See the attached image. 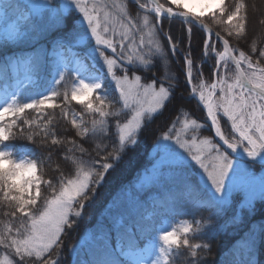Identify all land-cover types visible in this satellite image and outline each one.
<instances>
[{"label": "snow or ice", "instance_id": "1", "mask_svg": "<svg viewBox=\"0 0 264 264\" xmlns=\"http://www.w3.org/2000/svg\"><path fill=\"white\" fill-rule=\"evenodd\" d=\"M128 2L137 6L138 15H132L122 0H67L62 6L54 4L53 0H28L23 9L19 0H0V41L3 42H27L40 38L50 29L59 31L64 26L62 10L73 6L82 16L81 25H87L86 30L73 27L55 40L51 53L6 58V66H11L18 74L23 73L26 82L39 73L45 62L54 66L55 75L52 86L39 98L25 102L17 99V91L0 105V204L9 209L4 215L10 217L0 222V248L7 250L0 255V264H62L61 259L51 258L53 251L61 248L66 230L78 226L83 210L95 200L107 175L119 167L125 156L135 151L140 135L156 118L168 112L171 117L168 122L174 125L184 105L176 102L173 84L165 83L173 77L159 79L145 74L152 71L155 60L168 63V52L155 39L158 34H163L168 51L178 54V42L158 27L164 19H179L190 26L187 29L188 52L183 61L186 88L182 91H190L191 97L198 99L206 118L203 124L196 119H185L180 130L174 126L167 128L162 139L170 143L162 145L165 155L154 166V181L169 182L177 187L178 199L205 207L209 211V225L219 222L233 209L231 222L243 223V214L251 218L256 212L255 202L264 201V176L257 178L250 165L241 159L234 164L232 158L233 153L242 150L250 161L264 165V48L258 50L253 45L250 52L236 49L228 38L220 32L213 34L203 22L207 17L214 23L227 25L224 28L227 37H243L244 0H235L234 6H225V0H203L199 12L181 0ZM49 11L55 16L54 24L47 16ZM145 11L153 14V20H149V15L139 16ZM197 24L205 34L203 58H215V66L209 73L210 82L200 78L194 83L201 76L199 72L194 76L196 66L189 54L191 35ZM89 33L95 42L90 53H97L103 60L106 74L94 66L89 71L90 53L81 56L79 51L73 52L72 41L87 42L86 47L90 46ZM137 33L140 34L138 41L134 39ZM257 52L254 61L252 57ZM65 53L73 57L71 69ZM233 65L235 71L229 76ZM109 78L118 97L107 91ZM61 96L62 103H58ZM71 101L81 104L83 112H71L68 108ZM113 105L120 107L114 110ZM57 108L75 130L79 143L76 139L56 135L52 115L45 109ZM27 110L39 113L43 120L27 118ZM85 116L91 120H85ZM229 124L230 131H227ZM17 130L20 137L29 141L43 133L45 145L50 137L51 147L46 159H50L60 146L69 145L59 154L61 163L69 164L67 171L61 167L59 175L46 179L41 171L43 160L35 156L15 158L9 141L17 136ZM197 130H210L214 135L200 138ZM99 137L107 142L104 148L107 156L100 155L97 149L100 157L97 159L84 145ZM173 144L186 156L177 152ZM76 152L80 155L76 156ZM188 158L201 170L197 182L176 175L172 170V165H187ZM238 177L245 179L240 181ZM49 191L51 194L46 195ZM130 203L132 208L140 205L139 201ZM151 215L127 225L117 220L115 244L112 233L101 228L93 241L91 258L81 264H173L181 247L189 250L190 264H200L198 250L201 247L209 249V245L190 241L193 228L188 223L172 230L157 229L158 243L153 240L141 247L137 233L148 231L142 222L149 220ZM200 227L197 222L196 230ZM255 227V222L249 224L246 243H255ZM56 255L59 257L60 252Z\"/></svg>", "mask_w": 264, "mask_h": 264}, {"label": "trees", "instance_id": "2", "mask_svg": "<svg viewBox=\"0 0 264 264\" xmlns=\"http://www.w3.org/2000/svg\"><path fill=\"white\" fill-rule=\"evenodd\" d=\"M159 1L163 2V0ZM101 2H108V0H101ZM122 2L125 3L126 9L130 11L131 14L138 15L137 9L133 5L126 0H122ZM244 3L246 5L245 31L248 21L247 27L249 29V37L246 36V32L241 38H237L235 35L233 37H227V34L224 32V28L227 27V25L214 23L207 19V17L204 18L203 22L208 24L215 32H220L221 35L228 38L232 47L250 52L253 45H255L258 50L264 48V4L262 5L260 0H244ZM54 4L57 5L58 2L55 1ZM234 4L235 0H225V6H234ZM259 8L262 10L258 12L257 27L255 29H250L251 16L253 14L256 15L257 13L255 12H257ZM142 15L144 14L140 12L139 16ZM62 16L64 26L59 31L55 28L50 29L40 38L27 42L0 41V77L2 80L5 78V72L2 68L6 66V58L11 59L12 57L24 56L27 54L40 56L42 50H52L54 46L53 42L61 36H64L68 31H71L73 27L78 30H85V26L80 23L82 16L74 6L68 8L65 13H62ZM152 17L153 16L149 15V19ZM49 20L51 23H55V17L49 18ZM160 27L163 28L164 33L170 34L178 42V54L173 55L168 51L167 41L163 38V34H158L155 39L159 40L168 52V63L165 64L160 60H155L152 71L146 72L145 74L148 77L155 76L159 79H163L165 76L173 77L171 81L166 80L165 82L173 84L176 91L175 100L177 103H182L184 105V110L175 117L176 122L174 125L168 122L171 117L168 112H165L163 116L154 120L147 131L140 135L135 151L125 156L119 167L107 175L103 182V186L98 189L95 200L83 210V218L79 219L78 226H75L71 230H66V233L63 235L61 248L54 250L51 258L61 259L62 264H81V262H85L91 258L89 252L90 247L86 248L84 245L78 244L81 237L86 232H90L91 235L96 238L100 234V229L103 228L112 233V243L115 244L116 236L114 225L117 220H123L124 224L127 225L151 213V218L142 222L148 231L137 233L141 246L146 239L153 237L156 231V225L161 222L160 220L162 218H172L176 220L188 219L191 220L193 228V231L189 234L190 241L201 245H209L210 250L204 249L203 247L198 250L200 264H264V231H261V225H264V201L257 200L255 202L256 212L251 218H249L247 214H243V223L236 224L231 222V217L235 213V209H233L227 212L219 222L209 225L207 223L209 211L203 206L198 207L193 201L178 199L176 197L177 187H174L169 182L153 183L143 189L136 188L135 184L141 173L147 171L148 168L152 166L153 159L150 153L155 148L157 141L159 140L160 142L167 128L174 126L178 130L182 119H196L198 123L203 124L206 118L203 110L191 97L190 91H182L186 88L183 61L184 54L188 52L189 39L187 29L190 26L184 25L178 20L169 21L168 19H164ZM204 38L205 34L203 31L200 30L198 26H195L191 35V52L189 54L196 66L194 76L199 72L206 82H210L209 73L215 66V59L214 57L211 59L203 58ZM145 51H147V49ZM257 56L258 52L252 57L254 61L257 59ZM44 66H46V64H44ZM40 73L41 70L36 75ZM52 82L53 80L49 85L50 87L52 86ZM194 83H196V81H194ZM50 87H48V89ZM59 87L62 93L63 85ZM17 91L19 92L17 99L25 102H27V98H36L30 87H20ZM107 91L110 95L117 97L115 91L111 88L108 87ZM57 102L62 103V96ZM118 107L119 105H113L114 110ZM68 108L71 112L76 113H81L84 110L82 105L76 101H71ZM45 111L52 115L54 120V131L58 137L76 139L79 143L80 138L76 137L75 130L71 128V124L68 120L63 119L59 108L55 110L45 109ZM33 117L37 118L38 122L43 120V117H41L39 113L27 110V118L31 119ZM85 120L90 121L91 117L85 116ZM112 123L115 124L114 119H112ZM222 127H224L223 120ZM227 131H230V124L228 125ZM196 134L199 137L211 136L210 130H197ZM42 139L43 133L39 136H35L32 141H29L20 137L17 130V136L13 137L12 140L9 141V144L17 159L21 158V155L26 154L29 158L35 156L37 159L43 160L44 164L41 171L44 178L50 179L59 175V169L61 167L67 171L69 164H62L59 154L64 153L69 145L60 146L56 152L52 154L50 159H46L49 156L51 138H48L47 145L42 143ZM106 143L103 137H99L90 140L89 143L84 146L89 148L92 155L99 159L100 157L97 156L96 150L99 149L100 155L107 156V153L104 152ZM108 151H111V145H108ZM75 155L79 156L80 153L76 152ZM250 164L254 170H260L262 168L261 165ZM171 167L176 175L187 177L193 182L198 181L196 172L194 169H190L189 165H175ZM45 194L50 195L51 193L49 191ZM156 195L157 197H155ZM129 196L134 198V201L140 202L137 208H132L131 203L127 201ZM158 198L168 199L160 201ZM7 211H9V209L0 204V222L10 219V217L4 215ZM197 222L201 225L199 231L196 230ZM252 222H255L256 225L253 230L255 233L254 244L245 242L247 240L246 233L248 226ZM242 237H244V239H241ZM6 251L7 250L0 248V255H3ZM57 251L60 252L59 257L56 255ZM178 251L179 255L174 258L173 264H190L191 258L189 250L181 247ZM73 254L75 258H73Z\"/></svg>", "mask_w": 264, "mask_h": 264}, {"label": "rangeland", "instance_id": "3", "mask_svg": "<svg viewBox=\"0 0 264 264\" xmlns=\"http://www.w3.org/2000/svg\"><path fill=\"white\" fill-rule=\"evenodd\" d=\"M55 1L58 2V4H57L58 6H62L64 3L67 2V0H53V3ZM260 1H261V4L263 5L264 4V0H260ZM27 2H28V0H19L20 6H21L22 9L27 4ZM142 2H147V0H142ZM164 2H165V0H163V2H161V3H164ZM202 2H203V0H181V3L189 4L197 12L200 11V7L199 6L202 4ZM260 5H258V6H260ZM66 10L67 9H63L62 13H65ZM178 10H184V9H178ZM260 10H262V9L259 8V10L257 12H255V13H257L256 14V18H255V26L257 24L258 12ZM57 11L60 12L61 9L58 8ZM47 15H48V18L55 17V16H53L52 12H50V11L47 12ZM225 19H226V17H225ZM149 20L150 21L153 20V17L151 19H149ZM81 21H82V19H81ZM83 25L85 26V30H86L87 25L86 24H83ZM247 26H248V21H247V24H246V31L245 32H246V36L249 37V29H248ZM158 27H160V25ZM139 38H140V34L137 33V35L134 37V39L138 41ZM117 39H118V37H117ZM89 40L91 41V44H90L89 47H86V43L87 42H83V43H77L76 41L72 42L73 52L79 51L81 56L85 55L86 53H90V48L91 47H95V42H94V40H91L90 33H89ZM145 41L147 42V38H145ZM52 51H53V49L52 50H48V49L47 50H43L40 55L46 54V53H51ZM107 54H108V52L106 51V55ZM65 55L68 58L69 68L71 69L72 67H74L73 57L71 55L67 54V53H65ZM87 63L90 66L89 67V71L90 72L93 70L91 66H94L95 69H98L100 72H103V73L106 74V67L103 65V60L101 58H99L97 53H90L89 56H88ZM45 64H46V66H44L41 69V73L39 75H35L32 78L31 81H27V82L25 81L24 74L23 73H19L18 74L16 72H14V70H13V68L11 66H5L4 68H2L3 71L5 72V75H4L5 78L2 80L1 77H0V105L5 103V101L7 99H9L10 96L13 93H15L16 90L19 87H21V86L30 87L33 90V94L36 96V98H39V96L41 94H45L48 91V87H50L49 85H50L51 81L53 80V76L55 75L54 66L52 64L47 63V62H45ZM185 70L186 69L184 68V72H185ZM233 73H234V70L231 67V69L228 72V75L231 76ZM200 78H203L202 75L197 77L196 83L199 82ZM106 83H107V88L109 87L112 90H114L116 95H117V97H118L119 93L115 90L114 83L111 81L110 78L106 81ZM45 85H48V86H45ZM37 94H38V96H37ZM30 99L31 98H27L26 101L30 102ZM197 101H198V99H197ZM197 101H196V103L199 105V102H197ZM199 107L201 108L200 105H199ZM204 114H205V112H204ZM183 121L184 120L182 119L181 123H180V127L178 128V130H180L182 128ZM181 135H184V133L182 132ZM210 135H213V133H211ZM200 138H203V137H200ZM165 143H170V142H166V141H163V139H161L159 144L157 143L155 145V148L151 151L150 156L153 159V164H152V166L150 168H148L147 171L141 173L140 177L138 178L137 183L135 184L137 189L146 188L147 186H149V185H151L153 183L157 184L154 181V179H153V177L155 175L154 166H157L159 161L161 160V158L165 155V153L163 151V148H162V145L165 144ZM173 147L175 148V150L177 152H181L183 155L186 156V153H183V150L179 149V147L177 145L173 144ZM23 156H26V154H23L20 157H23ZM232 158H233L234 164L239 159V158H236V157H232ZM243 162H245V160ZM246 163L248 165H250L253 174L257 178H259L261 176H264V168H261L260 170H254L250 163H248V162H246ZM187 165L190 166L189 167L190 169H194V171L196 172L197 180L199 181L200 180L201 170L198 168L197 165H195V163L193 161H191L190 158H188ZM172 166H175V165H172ZM241 166L243 167V163H242ZM164 170L167 172L168 168H165ZM237 179L240 180V181H243L245 178L244 177H238ZM155 197H157V195ZM158 199L160 201L161 200L165 201L168 198H158ZM127 201L130 203L131 201H134V198H131V196H129V198H127ZM160 221L161 222L158 225H156V231H155V234L153 235V237L148 238L145 241V244L143 246L150 244L153 240H156L157 243H158L157 238H158L159 232L157 231V229L172 230L173 228H180L181 225H183L184 223H188V224L192 225L191 220H188V219H177L176 220V219H172V218H162ZM94 240H95V238L91 235V233L90 232H86L81 237V240H80V242L78 244H82L86 248L90 247V250H91V247L93 246V241ZM90 250H89V252H90ZM153 251L156 254H158V250L154 249ZM72 256H73V258H75L74 254ZM72 262H73V260H72Z\"/></svg>", "mask_w": 264, "mask_h": 264}, {"label": "water", "instance_id": "4", "mask_svg": "<svg viewBox=\"0 0 264 264\" xmlns=\"http://www.w3.org/2000/svg\"><path fill=\"white\" fill-rule=\"evenodd\" d=\"M127 1H128V0H127ZM131 4L137 8V6H136L135 4H133V3H131ZM145 13H147V12L145 11ZM147 14H149V13H147ZM152 15H153V14H152ZM176 20H179V19H176ZM197 26L200 27L199 24H197ZM211 30H212L213 34L216 33L212 28H211ZM221 47H222V45H221ZM232 67H233V69L235 70L234 65H233ZM209 125H210V122H209ZM229 151H230V150H229ZM232 155H233V156H239V155H242V156H243L244 154H243V152H239V153H233ZM243 158H244L245 160H249V159L246 157V155L243 156ZM256 163H259V162L257 161ZM259 164H261V163H259ZM263 166H264V165H263Z\"/></svg>", "mask_w": 264, "mask_h": 264}, {"label": "bare ground", "instance_id": "5", "mask_svg": "<svg viewBox=\"0 0 264 264\" xmlns=\"http://www.w3.org/2000/svg\"><path fill=\"white\" fill-rule=\"evenodd\" d=\"M255 14H253L252 16H251V19H250V29L252 28V29H255L256 27H257V24H256V26H255ZM254 27V28H253Z\"/></svg>", "mask_w": 264, "mask_h": 264}]
</instances>
